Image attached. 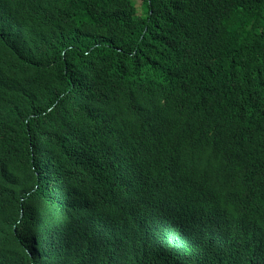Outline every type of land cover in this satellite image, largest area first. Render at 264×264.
I'll use <instances>...</instances> for the list:
<instances>
[{
    "label": "trees",
    "instance_id": "1",
    "mask_svg": "<svg viewBox=\"0 0 264 264\" xmlns=\"http://www.w3.org/2000/svg\"><path fill=\"white\" fill-rule=\"evenodd\" d=\"M141 5L0 0V264H264V0Z\"/></svg>",
    "mask_w": 264,
    "mask_h": 264
},
{
    "label": "rangeland",
    "instance_id": "2",
    "mask_svg": "<svg viewBox=\"0 0 264 264\" xmlns=\"http://www.w3.org/2000/svg\"><path fill=\"white\" fill-rule=\"evenodd\" d=\"M135 5L140 7V10L142 9L141 7H143V5H141V0H133ZM142 12L144 13V9L142 10Z\"/></svg>",
    "mask_w": 264,
    "mask_h": 264
}]
</instances>
